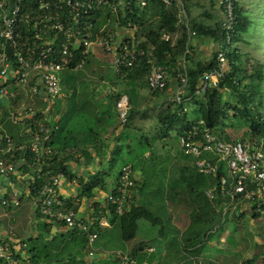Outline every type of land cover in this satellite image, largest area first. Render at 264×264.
Here are the masks:
<instances>
[{"label":"built area","instance_id":"1","mask_svg":"<svg viewBox=\"0 0 264 264\" xmlns=\"http://www.w3.org/2000/svg\"><path fill=\"white\" fill-rule=\"evenodd\" d=\"M149 0H115L114 11L142 9ZM165 4L175 3L184 15L186 41L175 67L176 87L173 101L183 100L188 83V56L191 54V40L197 32L187 24V16L181 0H162ZM236 0H219L222 16L218 28L221 40L214 42L215 66L202 74V83L194 94L203 92L224 77L230 75L226 54L232 47V35L237 21ZM108 0H0V122L5 118L19 127L18 137L23 140L18 149L11 135L0 133V204L7 208L20 206L21 192L34 195L36 209L40 216L58 227L87 232L90 243L97 234L88 232L93 218L86 219L78 210L64 208L66 197L59 187L65 178L63 172L51 171L50 161L57 150L48 145L52 131L49 115L54 108V100L61 94V72H73L83 68L86 57L92 48L100 46L105 52L113 54L112 66L117 75H123L136 61L144 57L149 64L147 86L161 90L166 86L167 72L155 63L153 48L138 46L134 42L136 25H115L114 30L99 34L94 16L98 5ZM117 28L126 35L120 36ZM160 38L173 41L172 34L160 30ZM78 59L75 60V56ZM125 69V70H124ZM124 70V71H123ZM119 115L126 119L128 103L125 97L117 102ZM203 121L179 137L180 145L195 157L198 171L215 174L217 167L209 159L202 158L204 151L217 155V160L226 164V175L220 176V193L228 195L229 200L222 213L254 210L264 217V137L249 138L244 141L220 140L203 128ZM20 150L18 158H13ZM60 157L69 154L80 156L77 148L67 147L59 152ZM58 161H55V163ZM73 183L74 180L72 179ZM130 169L123 168L116 195L106 194V202L115 205L117 213L123 210L126 187L132 185ZM14 187L13 189H11ZM205 194L209 199L215 197L213 189ZM26 243L14 236H0V264H32ZM148 247L147 251H153ZM94 253L89 251V256ZM115 264H146L132 258L128 252L116 250L110 253ZM193 264H201L193 260Z\"/></svg>","mask_w":264,"mask_h":264},{"label":"trees","instance_id":"2","mask_svg":"<svg viewBox=\"0 0 264 264\" xmlns=\"http://www.w3.org/2000/svg\"><path fill=\"white\" fill-rule=\"evenodd\" d=\"M114 2L115 0H108V3L104 5H98V10L96 11V14L94 16V21L96 22L95 27L98 28V33L103 35L108 30H114L115 26H112L113 22H119V27L125 26L128 23L135 24L137 28L134 32V38L136 40L137 37H141L140 41L136 42L137 45L145 48L152 47L153 53L155 55V63L164 67L165 70H171L175 75V67L177 65L178 58L183 51L186 41V28L183 24H180L179 37L172 42L162 40L160 38V30L166 29L171 34L176 31V25L178 23V13L176 5L165 4L162 0H149L147 5L142 9H140L139 7H135L131 10V12L126 9L122 14L121 11H114L112 6ZM234 7L237 13V21L234 25V33L232 35V47H230L226 54V58L228 61L227 66L230 75L219 80L217 84L211 87H207L203 92L194 94L195 90L199 89L201 86L202 74L214 67L216 62L215 52L213 53L212 58H210L209 60H202L194 56L191 51V54L188 56V83L183 94L182 102L177 103L173 101V93V106H168L166 109L158 113L155 117V120L158 124L156 132H152L151 137L141 136L138 141L139 144L134 143V145H132V142L130 141V146L128 145V149L133 148L134 151L137 150L139 153H136L137 151H131L127 159H123L121 155L119 156V153L111 154V167H119L115 175L114 185L110 189V191H107L108 181L106 178H109L111 174L114 173L113 171H111L113 169L98 170L93 174H89L86 178L77 176L76 174L71 172L68 161L80 158L82 156L85 159L89 160L90 155L86 152V150H84L82 153L80 152V156L69 154L67 157H60L59 152L67 147H65L64 149L55 148L50 140H47L48 145L52 149L57 150V154L54 155L53 159L50 161L51 171L53 173L57 170L63 172L65 178L70 181L73 179L76 182L79 190V194L77 197L66 198L64 204V208L66 209L78 210L81 206L82 197L92 199L96 195V191L99 190L105 191L106 194L110 192L116 195L117 186L120 184L123 168L130 169V179L133 183L132 185L126 187L125 202L123 204L122 212L117 213L115 205L106 202V194L104 197V208H99V205L98 208H92L91 215L93 218V223L91 224L88 232L97 234L95 240L98 239V264H100L99 261H103V263L105 262L106 264H115L116 260L109 257L110 253L116 250L128 252V254L132 258H135L138 262H145L144 260L146 259L147 252H155V247L152 245H147L145 242L135 243L128 250L122 248H112V246L115 245L119 240L123 242L132 240L136 234L139 219L147 220L151 224L152 222H160V216H155L154 212H152L147 206L142 204V201L135 200V191L137 192V189L139 190L141 187L139 185L140 183L136 179V176L134 175L135 170H137L138 168L141 169V167L145 163L155 157L152 152V148L153 146L157 147V144L155 143L157 139H165V144L168 145L167 139L174 136L181 149H183V151L185 152L186 156L192 155L180 145L179 137L181 135H184L188 131V129L192 127V125L197 124V121L199 119L203 121V125L200 127L199 131L202 132V129L205 128L216 135V137L220 140L244 141L247 138H249V140H253V138L256 137H264V113L262 112V109L264 110V63L253 58L250 52H246L240 47L242 45L246 46V44L248 43L244 34L247 32L250 22L247 14H245V12L242 10V7L240 6L238 0H236ZM150 10H152V14L155 13V18L152 20L153 22L150 25H146V15ZM219 21L220 20H218L212 26L190 22V27L202 36H210L213 39L212 42H215L218 39L221 40L222 38V33L218 28ZM98 49H100L104 53L111 54L105 52L100 46H98ZM78 58V55H76L75 60H77ZM250 59L252 60L249 61ZM148 72L149 64L146 62L145 58L142 57L138 61H136L130 69H126L124 71V75L120 76V78L124 81L129 79L130 81L135 83H138L140 81L141 84L145 83L147 86L146 77ZM167 87L168 76L166 78V86L163 89L149 90H151L152 93H157L164 91ZM120 96L121 93H117V95L114 97V101H118ZM128 100L129 104L127 114L125 116L126 119L123 121L124 126L132 124V116H130L131 100ZM190 106L191 111L189 109ZM135 111L136 110H134V112ZM232 119L240 121L246 125L243 136L240 138L231 137L229 134L225 133V128L230 125ZM11 139L16 143V148L18 149L20 142L23 139L21 137H18L17 135L15 137L11 136ZM69 147L78 148L76 146ZM118 148H120V146H118ZM147 150L150 151L149 155L147 156L148 159L147 157L143 158V152ZM20 153V150L16 151L13 158H18ZM192 157V165H188L187 167L182 168L181 178H177L176 180H168L170 181L167 185V190L170 191V193L168 194V199L170 204H172L173 202L180 200L179 197L178 199L173 201L174 199L172 196L174 194H182L183 196H185V194L188 192L189 194H187L190 196L197 195V199H195L196 197L194 196L189 198L197 202L196 209L198 210L197 212L199 214H197L196 216L197 218H199L200 222H204L203 225H205L206 228L202 229L200 232L198 227H193L194 225H197V220H193L191 222L192 224L188 222L183 235L186 233V236H189L187 232L191 228H193L195 231L193 234L192 230L189 231L190 236L186 238L184 242L185 244L182 245V251L189 255L187 258L191 260V264H193V260L200 261L201 264H214L210 259V262H207L206 260L202 262V259L199 258L206 244H211V247H214V245L211 243L213 241H211L212 239H210V232L206 231H208V229L210 228L214 229L220 226H224L225 223L229 221V217H233L235 220H237L238 217H241L242 215H244V213H250L253 218H259V215L254 210L244 211L239 215L235 214L234 212H227L223 214L222 208L229 200L228 195H222L220 193L219 184L220 176L226 175L227 172L225 162L222 160H217L218 157L217 155H213V152L204 151L201 157L209 159L210 163L216 165L217 167V171L215 174H207L198 171L196 165L194 164L195 157L193 155ZM55 161L58 162L55 163ZM171 173L172 172H170V174ZM144 182L147 183L146 179H144ZM181 184H184L186 189L181 190L180 188H178ZM169 185L171 189H169ZM146 186L147 184H142V187ZM208 188L213 189L215 193V197L212 199H209L205 194V190ZM158 190L160 192H163L164 187L162 185H158L155 191ZM183 192L185 194H183ZM22 197L23 195H20V200ZM97 203L94 202V206H96ZM106 209L110 214L109 223L115 225L114 227L117 231L116 234H106L104 227H100V225L102 224L100 223V220L104 219V210ZM35 212L39 215L37 209H35ZM190 215H192V213L189 214V216ZM45 220L49 221L48 219ZM50 225V223H44L43 230L48 231ZM230 231H232V229H230ZM230 231L228 232L227 237L224 241L216 238L217 243L215 247H218L221 243L224 242H228L229 245L235 244L234 239H232L231 237L232 234H230ZM58 232L61 240H74L75 234L77 233V231L75 230H69L68 232H65L62 229ZM85 233L88 235L87 232ZM86 234H84L83 236L85 240H87ZM191 235L196 236L194 237ZM199 236L200 238L204 239V242L200 241V239L197 240ZM31 241H33L31 240V238L28 240H21V242L26 243V249L29 252L32 264H37L38 261H36L34 256L31 255L32 253H34V247L28 246V243ZM151 246L154 247V250L147 251V248ZM228 248L230 249L229 246ZM66 258L71 261L70 263L73 264H87V259L77 261V258L74 255L69 254ZM261 260L264 261V259ZM239 264H257V262L254 257H251L240 261Z\"/></svg>","mask_w":264,"mask_h":264},{"label":"rangeland","instance_id":"3","mask_svg":"<svg viewBox=\"0 0 264 264\" xmlns=\"http://www.w3.org/2000/svg\"><path fill=\"white\" fill-rule=\"evenodd\" d=\"M201 4L205 7L209 6L210 0H199ZM216 1V0H215ZM241 5L247 3L248 10L245 9V14L249 19L248 30L244 34L248 43L243 47V50L250 52L251 56L262 63H264V0H239ZM192 12L196 11L195 8H190ZM112 23V21H111ZM117 26V23L112 24V26ZM245 48V49H244ZM244 58V57H243ZM250 59L249 61H251ZM248 61V62H249ZM62 87L65 90V83L71 79L75 83L74 91L69 93L66 101L70 102V105L67 107L63 106L65 109L61 114V119L57 122L59 126L69 127L72 126L70 123L78 124L79 128L83 131H88L87 127L92 124V120L96 115H98V101L94 100L91 97L92 91H90L91 81L98 82V49L92 48L89 56L86 57V62L84 68L73 71V72H61ZM67 91L65 90V93ZM264 105V98H263ZM145 112H149V107L144 108ZM264 113V110L262 109ZM57 113V111H56ZM150 115L144 114L141 116L140 123L146 127L152 124V115L153 111L150 112ZM150 116V118H148ZM137 126L135 123L133 124ZM72 128V127H71ZM246 129V125L240 121L232 119L230 125L225 128V133L229 134L231 137H242L243 132ZM135 132L132 134L139 135L137 129L133 128ZM0 131L7 133L15 137L19 132V127L12 125L5 118L0 122ZM147 133L149 131H146ZM130 133V132H129ZM150 133V132H149ZM151 134V133H150ZM152 135V134H151ZM150 135V137H151ZM137 141V140H136ZM135 140H132V145L137 143ZM139 141V140H138ZM145 143V142H144ZM168 150L162 152V157L178 149V145L174 136L167 139ZM171 147V148H170ZM171 155H168V157ZM158 187L154 185V188L147 187L146 190L149 192L150 196L142 201L145 206H147L154 215L161 217L160 222L153 223L148 222L144 219L138 220V228L136 234L132 240L129 242H123L121 240L117 241L112 248H122L129 249L135 243L145 242L147 245H152L155 247V252L146 253V259L144 260L147 264H191V260L188 259V255L182 251V245L185 244L186 238L190 236V230L192 234L194 229L191 228L187 233L189 236H186V233L183 235L184 230L188 225V222L197 220V225H194V228L200 230L206 228L197 214H199L196 209L197 202L189 197H196L197 195H188L185 196L178 194L177 196L173 195V199L180 200L175 202L176 206V215L179 216L177 223L175 220H172L171 213L166 215V209L164 204L159 201V196L163 197L161 194L157 195L153 191ZM12 187L11 189H13ZM181 190L186 189L184 184L179 185ZM152 189V190H151ZM169 189L170 185H169ZM147 194V192H145ZM34 200L32 198H26L21 202L19 207L9 209L0 204V234L3 236H15L20 240H28L31 238V242L28 243L29 247H34L31 255L34 256L35 260L38 261L37 264H73L66 257L67 255H74L77 261L87 259V264H98L96 258H91L89 256V251H92L95 256H98V239L90 243L83 238L85 232L77 231L75 234V239L71 240H61L59 232H56V229L53 230L51 235H44L43 223H38L37 217L34 214ZM189 216V214H191ZM169 216V217H168ZM190 217V221H189ZM202 219V217H201ZM41 222V221H40ZM233 222L229 220L225 223L224 226L217 228H210L206 232H210V239L214 247H211V244L205 245V248L200 254V258L203 261L213 262L214 264H239L240 261L254 257L257 264H264V217H259L253 219L251 223L240 224L235 226L234 230L230 231L232 228ZM119 228V227H118ZM68 232L69 230H64ZM232 234V239H234L235 244L229 245L228 242L221 243L218 247L216 246V238L224 241L227 237L228 232ZM56 232V234H55ZM205 235V233H204ZM196 236V235H191ZM230 236V235H229ZM87 237V234H86ZM36 238V239H35ZM230 238V237H229ZM204 242V239L198 237L197 240ZM208 243V242H207ZM257 244V245H256ZM230 247V249L228 248ZM185 253V254H184ZM198 256V255H197ZM210 259V260H209ZM77 264V263H76ZM106 264V263H105Z\"/></svg>","mask_w":264,"mask_h":264},{"label":"crops","instance_id":"4","mask_svg":"<svg viewBox=\"0 0 264 264\" xmlns=\"http://www.w3.org/2000/svg\"><path fill=\"white\" fill-rule=\"evenodd\" d=\"M182 1V7L186 13L187 16V24L190 27V22H195L198 24H205L212 26L214 23H216L218 20L221 19L222 12L219 5V0H210L209 6L205 7L199 0H181ZM239 1V0H238ZM176 5L175 3H172ZM240 4V3H239ZM242 10L245 12V9L248 10V5L245 3L244 5H241ZM177 8V25H176V31L172 33L173 41H175L179 37V25L183 24L185 27L184 22V15L180 12V6L176 5ZM190 8H195L196 11L192 12L189 10ZM155 13L152 14V10H150L146 15V25H150L155 18ZM191 28V27H190ZM118 32L120 33V36L126 35V32L121 29L117 28ZM128 35V34H127ZM126 35V36H127ZM141 37H137L134 42L140 41ZM213 39L210 36H202L201 34H198L192 38L191 40V51L192 54L199 59L202 60H209L212 58L214 53V42H212ZM244 46V45H243ZM243 50V47L240 46ZM246 47V46H245ZM245 49V48H244ZM112 54H107L98 49V82L91 81L92 84H90V91H92L91 97L94 100L98 101V115L94 117L92 120V124L87 127L88 131H83L79 128L78 124L76 123H70L72 126L64 127L59 126L57 122L61 119L62 112L65 111L63 109L64 107H67L70 105V102L66 99L69 96V93L74 91L75 83L71 81H67L65 83V90L67 91L65 93V90L62 87L61 94L55 98L54 100V108L53 111L49 115V120L54 126L52 128V131L48 137V140L52 143V145L55 148H65L69 146H76L77 149L82 153L84 150L90 155V159H85L83 156L71 161H68L69 168L72 173L76 174L77 176L86 178L89 174H93L97 172L98 170H109L113 169L114 173L111 174V178H106L108 181V190L113 187L114 185V179L116 172L118 170L117 168H113L112 162H111V154H118L121 155L123 159H127L129 153L134 151L133 148L128 149V145L130 146V141L137 140V144H139L138 140L141 136H150L152 132H156L158 128V124L156 122V115L160 113L162 110L166 109L168 106H173L172 103V97L173 93L176 87V79L175 75L172 73L171 70L166 69L167 76H168V87L162 91L157 93H152L151 90H149L148 86L146 84H141L139 81L138 83L132 82L129 79L124 81L120 78V75H117L115 72L113 66H112ZM85 66V65H84ZM84 68V67H83ZM124 75V74H123ZM121 75V76H123ZM63 78L61 79V86H62ZM121 93V97H125L127 99V103L129 104V100H131V125L124 126L123 121L119 115V110L117 107L118 101H114V97L117 95V93ZM149 107V112H145L144 108ZM133 109V110H132ZM191 111V106L189 107ZM134 110H136L134 112ZM57 111V113H56ZM153 111L154 114L152 115V124L144 127L140 121L141 116L144 114L150 115V112ZM150 116L148 118H150ZM151 119V118H150ZM136 124L135 127L133 124ZM72 127V128H71ZM128 127V128H127ZM133 128L137 129V132L139 135L132 134V132H135ZM140 128V129H139ZM142 129V130H141ZM146 131H149L148 133ZM130 132V133H129ZM165 139H157L155 143L157 144V147L153 146L152 152L155 155V157L152 160H149L147 163H145L141 169L138 168L135 170L134 175L136 176V179L140 183V189H137L136 198L135 200L143 201L146 196H150V190L149 192L146 190L147 187L154 188V185H162L164 187V191L160 192L153 191V193H156L157 195L161 194L163 197L159 196V201H161L164 204V208L166 209L167 214L170 215L171 213V219L175 220L177 223V220L179 216L176 215V206L175 202L170 204L168 199V194L170 191L167 190V185L169 184L170 179L176 180L177 178H181V170L183 167H187L188 165H192L193 157L192 155H187L181 149L178 142V149L167 152L164 158L162 157V152L167 151L168 145L165 144ZM120 146V148H118ZM122 147V148H121ZM171 148V147H170ZM122 149V150H120ZM122 151V152H121ZM137 151V150H136ZM134 151V152H136ZM150 151H144L143 152V158H146L149 155ZM136 153H139L138 151ZM168 155H171L168 157ZM148 159V157H147ZM125 161V160H124ZM170 172H172L170 174ZM144 179H146L147 183L144 182ZM3 180L0 177V186L3 184ZM142 184H147L146 187H142ZM151 189V190H152ZM59 190L61 194L68 198V197H77L79 194L78 187L76 185V182L73 183L68 180L67 178H64L61 181V185L59 187ZM96 195L92 199H87L85 197L81 198V206L78 209L79 213L83 215L86 219L92 217V208H104V197L106 192L99 190L96 191ZM147 192V194L145 193ZM174 192V191H172ZM21 195L23 197L21 198V202L26 198H32L34 200V214L37 217L38 223H50V227L48 231H44V235H51L53 233V230L56 229V232L62 230H65V228L58 227V225L49 222L45 220V218L39 216L36 212V198L32 195L26 194L24 191L21 192ZM177 196L178 194H174ZM151 197V196H150ZM134 200V201H135ZM176 200V199H175ZM173 200V201H175ZM94 202H98L96 206H94ZM21 204V203H20ZM19 207V206H18ZM37 214V215H36ZM109 213L108 210H104V219L100 220V227H104L106 234H116L117 231L115 230V225L109 223ZM169 217V216H168ZM253 219L252 215L250 213H244L241 217H238L237 220H235L233 217H229V220L233 222L232 230H234L235 226H239L240 224H247L251 223ZM41 221V222H40ZM249 226V225H248ZM55 232V234H56ZM0 236H3L0 234ZM15 237V236H14ZM17 238V237H15ZM18 239V238H17ZM129 242V241H128ZM212 243V242H211ZM189 256V255H188ZM191 257V256H190ZM91 258H96L95 260H98V256H92ZM200 258V257H199ZM100 264H105L103 261H99ZM109 264V263H108Z\"/></svg>","mask_w":264,"mask_h":264}]
</instances>
